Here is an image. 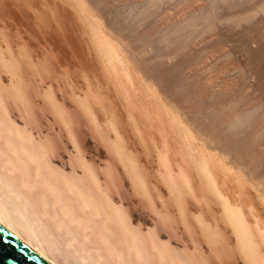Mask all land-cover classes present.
Here are the masks:
<instances>
[{"label": "bare ground", "instance_id": "6f19581e", "mask_svg": "<svg viewBox=\"0 0 264 264\" xmlns=\"http://www.w3.org/2000/svg\"><path fill=\"white\" fill-rule=\"evenodd\" d=\"M0 225L50 264H264V0H0Z\"/></svg>", "mask_w": 264, "mask_h": 264}, {"label": "water", "instance_id": "95a60500", "mask_svg": "<svg viewBox=\"0 0 264 264\" xmlns=\"http://www.w3.org/2000/svg\"><path fill=\"white\" fill-rule=\"evenodd\" d=\"M0 264H50L0 225Z\"/></svg>", "mask_w": 264, "mask_h": 264}, {"label": "rangeland", "instance_id": "374dc122", "mask_svg": "<svg viewBox=\"0 0 264 264\" xmlns=\"http://www.w3.org/2000/svg\"><path fill=\"white\" fill-rule=\"evenodd\" d=\"M187 11H188V10H187ZM183 12H185V14H184ZM183 12L181 11V12H180V15H179V14H175L176 12L173 13V15H172V13H171V16H172L171 18L173 19V18H174L173 16L181 17V13H182V18H183V14H184V16H185V15L188 13V12H186V10H184ZM171 18H170V20H171ZM165 23H166V24H165ZM169 23H170L169 21H166V22H164V23H161V22H160V24H161L162 26H164V25H168Z\"/></svg>", "mask_w": 264, "mask_h": 264}]
</instances>
